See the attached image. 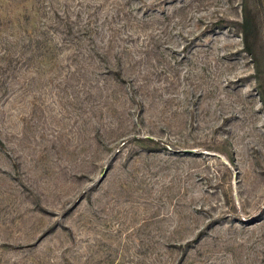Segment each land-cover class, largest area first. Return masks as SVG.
<instances>
[{"label":"rangeland","instance_id":"374dc122","mask_svg":"<svg viewBox=\"0 0 264 264\" xmlns=\"http://www.w3.org/2000/svg\"><path fill=\"white\" fill-rule=\"evenodd\" d=\"M0 142V264H264V0H0Z\"/></svg>","mask_w":264,"mask_h":264},{"label":"trees","instance_id":"16d2710c","mask_svg":"<svg viewBox=\"0 0 264 264\" xmlns=\"http://www.w3.org/2000/svg\"><path fill=\"white\" fill-rule=\"evenodd\" d=\"M216 25L220 26V27L230 26V25L239 26V28L243 32L247 50L252 51V48H250V43H251L252 37H254V31H255L254 30L255 26L253 24V19L252 18L245 17V19L242 22H238V23H234V24L232 22H228V21L222 20L220 22H217Z\"/></svg>","mask_w":264,"mask_h":264}]
</instances>
